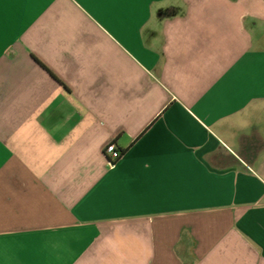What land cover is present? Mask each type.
I'll use <instances>...</instances> for the list:
<instances>
[{
	"label": "crops",
	"instance_id": "obj_1",
	"mask_svg": "<svg viewBox=\"0 0 264 264\" xmlns=\"http://www.w3.org/2000/svg\"><path fill=\"white\" fill-rule=\"evenodd\" d=\"M0 264H264V0H0Z\"/></svg>",
	"mask_w": 264,
	"mask_h": 264
},
{
	"label": "built area",
	"instance_id": "obj_2",
	"mask_svg": "<svg viewBox=\"0 0 264 264\" xmlns=\"http://www.w3.org/2000/svg\"><path fill=\"white\" fill-rule=\"evenodd\" d=\"M103 155L109 166H114L116 161L121 157V151L113 140L107 142L103 147Z\"/></svg>",
	"mask_w": 264,
	"mask_h": 264
}]
</instances>
